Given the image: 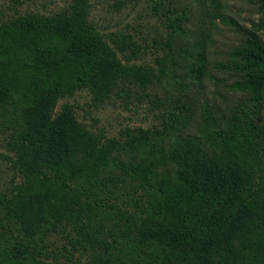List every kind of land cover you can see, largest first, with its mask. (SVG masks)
<instances>
[{"label": "trees", "instance_id": "1", "mask_svg": "<svg viewBox=\"0 0 264 264\" xmlns=\"http://www.w3.org/2000/svg\"><path fill=\"white\" fill-rule=\"evenodd\" d=\"M151 1L172 37H186L187 7ZM199 1L237 26L220 0ZM249 1L258 21L214 65L227 79L209 74L200 40L179 49L192 58L184 74L169 78L159 59L164 79L185 91L181 105L163 131L138 129L125 141L89 132L69 105L55 108L78 91L100 106L153 86L154 70L131 63L142 52L131 34L113 32L108 43L89 0L0 21V131L11 153L9 182L0 166V264H43L53 234L88 264H264V0ZM205 77L244 99L231 105L216 88L194 102Z\"/></svg>", "mask_w": 264, "mask_h": 264}, {"label": "rangeland", "instance_id": "2", "mask_svg": "<svg viewBox=\"0 0 264 264\" xmlns=\"http://www.w3.org/2000/svg\"><path fill=\"white\" fill-rule=\"evenodd\" d=\"M70 1L22 0L21 5L14 6L12 0H0V21L17 14L51 15L65 9ZM173 1L172 5L177 8L187 7L186 14L188 13L190 18L185 23L187 36L180 39L172 37L173 33L165 16L155 14L151 0H89L90 21L102 37L110 43L108 36L113 32L131 34L142 47L141 55L131 63L152 68L158 81L143 92L131 88V98L113 97L100 106L92 105L87 91H78L71 97L60 99L55 112H59L61 106L69 105L82 127L93 134L104 136L105 139L125 141L127 132L137 134L138 129L163 131L165 121L170 123L167 120L168 113L181 105L177 99L182 98L181 94L184 95L185 91L174 88L171 79H164L165 76L161 75L157 61L165 60L167 74H184V69L179 67L189 64L192 58L181 55L179 49L181 46L192 49V44L199 43V40V44L206 50L205 61L209 74L218 79H227L225 75L214 70V65L224 60L227 53L239 46L243 30L251 29L252 24L258 21L260 15L257 7L249 0H220L221 14L237 24L234 26L230 22H221L219 18L207 15L206 12L210 10H207L199 0ZM204 2L209 3L208 0ZM192 52L194 54V49ZM202 84V93L194 96V102L197 98L200 101L212 99L216 88H220L228 99H231V105L235 106L244 99L239 93H234L231 97L229 91L225 92L223 83L215 85V81L210 82L205 77ZM137 96L140 100L135 98ZM194 102L192 105L189 104L191 108L195 106ZM258 110L260 114L258 122L264 124V105ZM181 112L184 114L183 109ZM6 144L5 134L0 131V166L5 172L2 181L9 182L11 153L7 151ZM17 180L15 177V181ZM47 239L44 247H40L42 253L40 260L43 264H88L89 257L73 251L61 234H53Z\"/></svg>", "mask_w": 264, "mask_h": 264}]
</instances>
